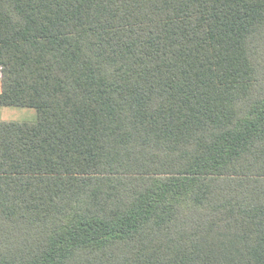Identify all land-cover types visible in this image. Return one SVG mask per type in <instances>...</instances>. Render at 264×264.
<instances>
[{
    "label": "trees",
    "instance_id": "16d2710c",
    "mask_svg": "<svg viewBox=\"0 0 264 264\" xmlns=\"http://www.w3.org/2000/svg\"><path fill=\"white\" fill-rule=\"evenodd\" d=\"M0 264H264V0H0Z\"/></svg>",
    "mask_w": 264,
    "mask_h": 264
},
{
    "label": "rangeland",
    "instance_id": "374dc122",
    "mask_svg": "<svg viewBox=\"0 0 264 264\" xmlns=\"http://www.w3.org/2000/svg\"><path fill=\"white\" fill-rule=\"evenodd\" d=\"M0 122L34 123L37 112L31 109L0 107Z\"/></svg>",
    "mask_w": 264,
    "mask_h": 264
},
{
    "label": "crops",
    "instance_id": "0c3cea01",
    "mask_svg": "<svg viewBox=\"0 0 264 264\" xmlns=\"http://www.w3.org/2000/svg\"><path fill=\"white\" fill-rule=\"evenodd\" d=\"M1 75V73H0ZM0 107H5V108H21V107H6V106H0ZM22 109H30V108H22ZM31 110H34V109H31ZM1 115V114H0ZM1 119V118H0Z\"/></svg>",
    "mask_w": 264,
    "mask_h": 264
}]
</instances>
